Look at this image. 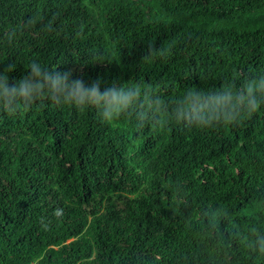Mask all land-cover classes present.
Segmentation results:
<instances>
[{
  "label": "trees",
  "instance_id": "16d2710c",
  "mask_svg": "<svg viewBox=\"0 0 264 264\" xmlns=\"http://www.w3.org/2000/svg\"><path fill=\"white\" fill-rule=\"evenodd\" d=\"M263 10L264 0H0V71L14 63L18 81L35 59L99 78L101 91L150 86L171 104L264 74ZM149 44L167 51L145 58ZM212 207L242 233L264 228V106L203 130L104 123L94 107L48 100L0 111V264H264L204 231Z\"/></svg>",
  "mask_w": 264,
  "mask_h": 264
},
{
  "label": "clouds",
  "instance_id": "9594fccd",
  "mask_svg": "<svg viewBox=\"0 0 264 264\" xmlns=\"http://www.w3.org/2000/svg\"><path fill=\"white\" fill-rule=\"evenodd\" d=\"M34 23L35 20L30 18L23 27L10 29L8 42L12 43L18 32ZM166 51L149 44L145 58L156 53L163 55ZM15 67L12 63L0 71V111L10 115L28 111L38 101L48 100L57 106L72 105L78 110L94 107L104 123L129 117L134 118L138 129L146 125L163 127L175 122L203 130L238 126L245 117L252 116L264 106V74L246 78L239 86L224 84L212 92L189 88L182 97L169 104L150 86H125L113 82L101 91L103 82L99 78L85 83L82 77L73 78L71 69L49 70L35 59L25 69L26 75L10 83L9 73ZM55 215L61 216L62 210L58 209ZM201 216L204 231L211 233L218 245L223 246L222 236L230 238L234 242H242L255 257L264 259V228L251 226L246 234L242 233L238 224L230 219V213L219 207L206 208Z\"/></svg>",
  "mask_w": 264,
  "mask_h": 264
},
{
  "label": "rangeland",
  "instance_id": "374dc122",
  "mask_svg": "<svg viewBox=\"0 0 264 264\" xmlns=\"http://www.w3.org/2000/svg\"><path fill=\"white\" fill-rule=\"evenodd\" d=\"M263 13H264V10H263ZM262 13V14H263ZM262 14H261V16H262ZM255 21H257V19L255 20ZM255 21H253V22H248V23H242L241 25H240V23H238L237 25L238 26H242V25H247L249 28H254L255 26H256V24H255Z\"/></svg>",
  "mask_w": 264,
  "mask_h": 264
}]
</instances>
